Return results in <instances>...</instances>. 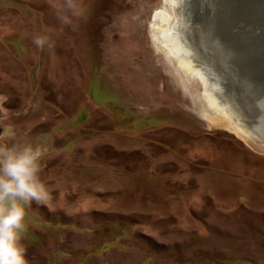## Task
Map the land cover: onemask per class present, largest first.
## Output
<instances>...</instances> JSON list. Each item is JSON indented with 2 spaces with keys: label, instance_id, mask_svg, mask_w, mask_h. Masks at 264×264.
I'll list each match as a JSON object with an SVG mask.
<instances>
[{
  "label": "rangeland",
  "instance_id": "rangeland-1",
  "mask_svg": "<svg viewBox=\"0 0 264 264\" xmlns=\"http://www.w3.org/2000/svg\"><path fill=\"white\" fill-rule=\"evenodd\" d=\"M201 2L224 22L228 0ZM189 3L81 0L64 25L63 0H0V144L46 149L51 196L26 209L28 264H264V142L204 121L208 90L151 40L156 23L201 66Z\"/></svg>",
  "mask_w": 264,
  "mask_h": 264
},
{
  "label": "clouds",
  "instance_id": "clouds-1",
  "mask_svg": "<svg viewBox=\"0 0 264 264\" xmlns=\"http://www.w3.org/2000/svg\"><path fill=\"white\" fill-rule=\"evenodd\" d=\"M71 17H86L81 0H63L58 19L70 25ZM33 43L42 48L45 38L37 36ZM3 135L14 140L16 133L9 126ZM45 151L44 147L28 142L0 144V264H28L27 248L22 243L27 231L26 209L51 199L39 175Z\"/></svg>",
  "mask_w": 264,
  "mask_h": 264
},
{
  "label": "bare ground",
  "instance_id": "bare-ground-1",
  "mask_svg": "<svg viewBox=\"0 0 264 264\" xmlns=\"http://www.w3.org/2000/svg\"><path fill=\"white\" fill-rule=\"evenodd\" d=\"M163 1L167 3L170 0H163ZM259 14L260 16H262V20H263L264 9L262 10L260 9ZM156 18H158L159 21H166V20L168 21L169 14L166 10L157 11L154 14V19ZM219 20L220 19H217L216 21V19H213L212 24H208L210 22L209 21L207 25H205V28L204 29L202 28L203 30L202 38H206V41L209 43L208 47L210 48V53H208V55L212 56V52L214 53L215 50L217 52V56H214V59H216L218 67L223 69L226 78L232 79V80H227L226 83L227 87L225 86V88H227L225 89V91L227 92L228 100L231 104L227 103L222 96L220 97L219 93H221L222 91L210 82V78L208 74H206V72L202 70L203 68L201 66L196 65L193 61H188L186 59L189 56V51H188L189 49H187V47L181 44V40L178 35L175 34L174 38H169L170 36L166 37L161 33L162 31L161 28L157 26L156 23H152L151 27L153 31L151 32V40L153 41L154 45L158 47V49H160L161 51L163 50L164 53L168 55L170 60L171 59L173 60L172 61L174 63L173 66L175 67L176 72L180 75L184 83L187 84L188 81H190V79L192 78L199 81L203 85V87L206 90H208V93L203 92L204 94H202V96H199L198 98L200 101L199 102L200 108L198 114L204 121L208 122L212 126L227 130L228 132L238 137V139H241L243 141H245L244 136L246 135L248 136V134H251L255 138L260 136L263 138L264 109L262 111L257 112L255 110V106L249 104L247 95H249L250 90H247L245 92L244 91L245 88L243 87L242 84L240 86V83L237 80V75H241L242 77H245V71L247 67L242 66V69L240 70L238 67L237 60L233 59L231 60L230 63L225 59L224 55L232 56L228 52H226L225 54V52H223L224 50L222 49L223 48L222 45L225 43L224 38L222 37H224L223 34L226 32L225 29L228 26V22L226 21L227 19H224V22L221 24V21ZM263 28H264V24H263ZM222 30L223 32H221ZM177 38H179V40H177ZM199 40L201 41L202 39L199 38ZM220 41L221 43L223 42L222 45H220L221 44ZM225 63L227 64V67L224 65ZM245 65L248 66V63H246ZM218 87L220 86L218 85ZM238 101L240 108L237 111H239L240 114H242L241 116L242 118L240 117V115L239 118L243 122L248 123L251 126L250 128L253 132L251 130H247V128L242 126V124L239 123L240 120L238 121V119L234 115V112H232L229 108L232 107L231 105H233V107H237ZM251 135L249 136L251 137Z\"/></svg>",
  "mask_w": 264,
  "mask_h": 264
},
{
  "label": "water",
  "instance_id": "water-1",
  "mask_svg": "<svg viewBox=\"0 0 264 264\" xmlns=\"http://www.w3.org/2000/svg\"><path fill=\"white\" fill-rule=\"evenodd\" d=\"M249 1L250 0H228V16L225 17L226 19L228 18L226 20L228 22V26L225 29L226 32L223 34L224 37H222L224 38L225 43L222 45L223 42L221 43L220 41V45H222V49L224 50L223 52H225V54L226 52H228L232 55H224L227 61L231 63V60H237L240 70L242 69V66L247 67L245 71V77L237 75V80L239 81L240 86L241 84L243 85V87L245 88V92L247 90H250L249 95H247L249 104L255 106V110L259 112L264 109V28L263 24L261 23L262 18L259 14V8L264 5V0H255L254 3H256V6L253 1L249 4ZM188 2H190L188 11L191 13V20L189 21L188 26L186 25V29L188 30L186 36L188 47H191L192 43L193 51L191 52L196 58L201 56L200 58L203 64L200 62L199 65H201V67L203 68L202 70L206 72V74H208L210 82L222 91L221 93H219L220 97L222 96L227 103L231 104L228 100V95L225 91V89L227 88H225V86L227 87V80L232 79L226 78L223 69L218 67L216 59H214V56H217V52L214 50L213 53L211 50L212 56H208L205 55V51H203L202 53L201 50L198 51L197 46L200 40L196 39V35L198 33V35L200 36V27L204 29L205 25H207V22H205L204 20L205 18L202 16L205 10V6H203L202 2L201 5L196 4L195 0H188ZM244 10L246 11V13H244ZM192 23L195 24L194 30H192L191 27ZM221 32H223V30ZM202 41L204 42L203 45H205V42L209 44L203 39L201 40V42ZM260 45L262 46V48L260 47ZM209 49L210 48L208 47V51ZM202 55H205L206 58L204 57V59ZM246 63H248V66L245 65ZM224 65L227 67L226 63ZM218 85L220 87H218ZM231 106L232 107L229 108L232 112H234V115L236 116L238 121L240 120L239 123L247 128V130H251V126L248 123L243 122L239 118V115L240 117L242 116V114L237 111L240 108L239 101L237 103V107H233V105ZM257 138L264 142V137L262 138L260 136Z\"/></svg>",
  "mask_w": 264,
  "mask_h": 264
}]
</instances>
